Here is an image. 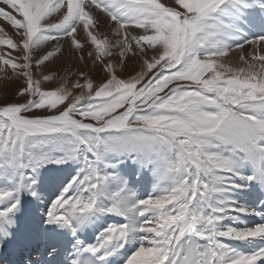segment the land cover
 <instances>
[{
	"label": "snow or ice",
	"instance_id": "6c2138e0",
	"mask_svg": "<svg viewBox=\"0 0 264 264\" xmlns=\"http://www.w3.org/2000/svg\"><path fill=\"white\" fill-rule=\"evenodd\" d=\"M0 18V79L20 81L3 264H264V0H0ZM65 44L99 83L57 68Z\"/></svg>",
	"mask_w": 264,
	"mask_h": 264
},
{
	"label": "rangeland",
	"instance_id": "374dc122",
	"mask_svg": "<svg viewBox=\"0 0 264 264\" xmlns=\"http://www.w3.org/2000/svg\"><path fill=\"white\" fill-rule=\"evenodd\" d=\"M166 2V0H165ZM66 45H65V49ZM65 69H68V71H72L70 66H66ZM86 70L91 74V78L93 79L94 83H99L100 79L102 77V73L99 72V68L96 69L95 71L92 70L91 66H89L88 69H82ZM63 74V73H61ZM39 78V77H37ZM58 83L56 85H53L51 82H42V88L44 89H50L52 87L58 86ZM80 83L83 84L84 80L83 78H80ZM20 85V81L13 77L11 80H4L0 84V103L6 102V101H12L14 99L15 93L17 92L18 88ZM86 92V90H84ZM74 94L79 95L81 94V90H75ZM17 102H22V101H17Z\"/></svg>",
	"mask_w": 264,
	"mask_h": 264
},
{
	"label": "bare ground",
	"instance_id": "6f19581e",
	"mask_svg": "<svg viewBox=\"0 0 264 264\" xmlns=\"http://www.w3.org/2000/svg\"><path fill=\"white\" fill-rule=\"evenodd\" d=\"M0 29H3L5 33H7L8 36H11L12 38L15 39V29H13L3 18H0ZM107 28H103L102 31H106ZM83 35V34H81ZM66 45V49L65 50V59L61 62H59L57 64V68H60L61 66H63V68H66V66H70L71 65V69L72 71L75 70L76 68H79L80 70L84 69L82 65L78 64L77 61H73L71 59V57L68 55V45ZM91 66V65H89ZM98 69V68H97ZM3 74L0 73V77H2ZM5 79H0V84L2 81H4Z\"/></svg>",
	"mask_w": 264,
	"mask_h": 264
}]
</instances>
